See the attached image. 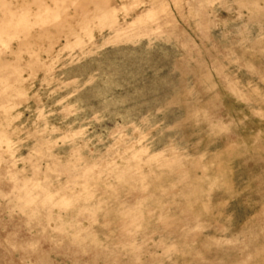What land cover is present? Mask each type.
Here are the masks:
<instances>
[{
    "label": "rangeland",
    "instance_id": "rangeland-1",
    "mask_svg": "<svg viewBox=\"0 0 264 264\" xmlns=\"http://www.w3.org/2000/svg\"><path fill=\"white\" fill-rule=\"evenodd\" d=\"M0 264H264V0H0Z\"/></svg>",
    "mask_w": 264,
    "mask_h": 264
}]
</instances>
